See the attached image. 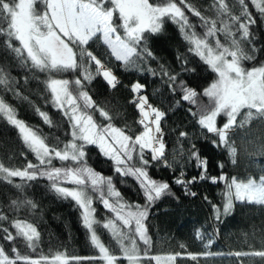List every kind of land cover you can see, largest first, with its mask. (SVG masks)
Segmentation results:
<instances>
[{
    "label": "snow or ice",
    "instance_id": "snow-or-ice-1",
    "mask_svg": "<svg viewBox=\"0 0 264 264\" xmlns=\"http://www.w3.org/2000/svg\"><path fill=\"white\" fill-rule=\"evenodd\" d=\"M249 3L264 21V0H232L231 4L228 0H214V17L203 15L186 0H0V37L4 38V48L21 68L32 74L25 75V84L29 79L39 80L38 74L46 75L47 78L41 81L49 94L45 103L51 104L66 118L71 137L66 143L59 137H46L38 128L18 118L16 108L0 95V119L17 130L21 142L37 161L16 167L11 164V157H8V164L0 158V180L12 185L18 193L6 205L0 204V264H118L121 256L101 240L100 229L109 232L128 264H142V261L175 264L182 257L181 252L149 255L147 247L151 245V238L145 221L150 208L161 197L174 195L167 181H158L149 175L151 166L163 164L178 171L179 176L173 183L181 185L186 196L197 195L191 186L198 181L225 182L222 209L212 205L216 221H220L222 215L232 213L234 202L264 205V175L229 179L222 171L218 177L209 176L208 159L201 156L188 132H179V152L174 149L169 159L163 129L167 113L142 94L145 84L137 81L131 85L135 94L131 103L138 109L140 118L137 123L142 126L138 134L127 126H115L113 117L87 90L97 77H102L111 88L120 83L110 62L89 50L90 41L101 40L109 56L121 62L125 70L140 71L142 62L157 59L149 48V38L161 34L165 23L171 21L189 45L188 52L198 56L216 74V79L198 92L180 79L181 73L164 64H159L158 68L149 67L147 71L159 76L172 94L180 96L177 105L188 103L189 114L197 118L202 130L215 137L213 146L227 149L231 162L235 164L237 147L233 137L253 122L264 126V63L245 67V62L256 60L257 51H264L256 48L252 26L258 21L249 10ZM187 13L199 18L202 32L197 31V25L190 21ZM177 59L181 61L182 72L195 73L194 68L187 67L189 62L185 56L178 54ZM76 70L80 75L75 80L56 78L58 74ZM0 86V91H12L20 99L28 100L11 72L2 65ZM203 98H207L206 104ZM35 110L46 125L54 126L47 112L39 107ZM97 111L106 124L96 122L93 113ZM220 116L226 117V121L218 126ZM181 141H188V147L185 148ZM87 145H96L105 157L110 158L115 172L121 177H132L138 182L145 200L143 205L124 201L112 177L103 176L87 164ZM255 150L264 155V141L257 143ZM54 160H59L61 166H54ZM192 162L199 169L198 175L184 179V168ZM218 167L222 170L224 165L220 163ZM41 178L49 181L50 190L63 199L70 198L81 210L82 225L98 255L68 256L56 252L41 254L37 259L21 252L20 242L32 252L39 246L37 224L28 217L22 218L20 213L22 210L29 213L38 210L36 202L26 193L31 182ZM94 198L112 214L104 222L96 219ZM196 236L201 240L205 238L200 231ZM137 240L146 246L142 254ZM211 243L212 240L208 239L205 247ZM6 244L10 250H6ZM186 255L196 261L200 256L214 254L187 252ZM228 255L259 258L260 264H264V250Z\"/></svg>",
    "mask_w": 264,
    "mask_h": 264
},
{
    "label": "trees",
    "instance_id": "trees-1",
    "mask_svg": "<svg viewBox=\"0 0 264 264\" xmlns=\"http://www.w3.org/2000/svg\"><path fill=\"white\" fill-rule=\"evenodd\" d=\"M186 2L191 3L205 16H215L214 0H186ZM228 2L231 4L232 0H228ZM249 10L258 21L256 25L252 26V31L256 37V48L264 49V21L261 20L250 3ZM187 14L190 21L197 25V31L202 32L203 29L199 27L201 23L199 18L191 13ZM3 40L4 38L0 37V65L5 66L11 72L20 91L28 97V100L20 99L12 91H0V95H3L7 102L16 108L18 118L33 128H38L46 137H59L61 142L66 143L67 140L71 139L68 135L69 128L66 118L51 104L45 103L49 94L45 92L44 84L41 81L47 78L46 75L38 74L39 80L29 79L25 84V75L31 76L32 74L21 68L15 58L7 52ZM90 44L89 50L93 51L98 58L102 57L109 61L120 81L115 88H111L102 77H97L87 88L93 99L113 117L112 123L115 126L120 128L127 126L136 134L142 131V126L137 123L140 118L138 109L131 103L135 95L131 91V85L139 81L146 85L142 94L149 97L151 104L167 113L163 129L166 138V153L169 159L174 154V149L177 153L179 152L180 144L177 143V137L180 131H185L189 133L191 142L196 144L201 156L207 157L209 176L218 177L222 171L229 179L233 176L238 179H245L246 173L251 171L257 177L264 175V171H262L264 169V155L252 148L257 143L264 141V126L258 122H253L250 127L243 132H238L233 137L237 147L236 163L233 164L227 149L213 146L212 140L215 137L207 133L206 130H202L196 122L197 118L189 114L187 111L188 103L181 102L177 105L176 101L180 100V96L172 94L159 76H153L151 72L147 71L149 67L158 68L159 64H164L170 70L181 73L180 79L189 86L196 88L198 92H202L216 79V74L198 56L188 52L189 45L182 38L177 25L168 21L165 23L161 34L149 38V48L157 59L155 61L148 59L146 62H142L140 65L142 70L140 71L122 68L121 62L109 56L108 49L101 40L90 41ZM178 54L187 58L189 62L187 67L194 68L195 73L182 72L181 61L177 59ZM263 62L264 51H257L256 60L245 62V67L250 68ZM79 75L80 71L76 70L58 74L56 78L71 81ZM203 102L206 104L207 98H203ZM36 107L48 113L53 121V127H49L43 122L35 110ZM193 110H195L194 106ZM93 115L98 124L107 123L98 111L94 112ZM225 121L226 117L221 116L220 119L218 117V126ZM180 143L185 148L189 145L188 141H181ZM85 152L87 164L103 176L112 177L113 183L124 201L140 205L145 203L138 182L132 177H121L117 174L114 162L105 157L96 145H87ZM145 155L147 157V151ZM8 157H11V164L16 167L26 165L28 161L37 163L35 156L21 142L17 130L7 124L5 120L0 119V158H3L4 162L8 164ZM177 158L179 159L178 155ZM220 163L224 165L222 170L218 167ZM53 164L57 167L61 166L59 160H54ZM148 172L152 178L158 181H167L171 186L172 193H174V195L161 197L149 210L148 218L145 221L148 227V235L151 238V245L147 246L149 255L181 252L182 257L176 261V264H260L259 258H238L234 255H228V253L264 250L262 249V245H264V205L234 202L232 213L227 216L222 215L221 220L216 221L212 205L216 204L222 209L225 182L214 184L209 180L198 181L191 186V190L197 193L195 197H192L185 195L181 185L173 183L174 179L179 176L178 171L168 169L161 164L149 167ZM184 172L183 178L190 179L192 176L198 175L199 169L195 167V162H192L186 165ZM14 180L19 182L18 178H14ZM26 194L36 202L38 210L35 213L22 210L20 216L22 218L28 217L30 221L37 224L40 231V241L35 252L26 249L23 242H20L18 247L22 253L37 259L41 254L50 255L56 252H63L68 256L98 255L97 250L89 243L88 233L82 225L81 210L73 200L70 198L63 199L50 190L49 181L46 178L31 182ZM17 195V190L12 185L0 180V204L6 205ZM93 206L96 209V219L101 222L106 221L112 215L95 198ZM197 231L204 235L203 240L197 238ZM99 235L101 240L113 249L116 255L121 256L118 264H128V261L122 258V254L116 248L109 232L100 229ZM210 236L213 238V243L205 247V239ZM137 244L142 254L146 246L139 240H137ZM180 245L185 247L182 249ZM6 250H10V246L7 244ZM187 252H209L214 255L200 256L198 260L193 261L187 257ZM217 253L219 255H215ZM91 264H99V262H91ZM142 264H156V262L142 261Z\"/></svg>",
    "mask_w": 264,
    "mask_h": 264
},
{
    "label": "rangeland",
    "instance_id": "rangeland-1",
    "mask_svg": "<svg viewBox=\"0 0 264 264\" xmlns=\"http://www.w3.org/2000/svg\"><path fill=\"white\" fill-rule=\"evenodd\" d=\"M264 63V62H263ZM257 66H259V65H257ZM221 117V116H220ZM220 117H219V119H220ZM241 136V134L239 135V137ZM255 146L256 145H254L252 148H255ZM257 169H259V167H256ZM254 177V178H258L257 176H255V174H254V172L253 171H251V172H247L246 173V178L247 177ZM245 178V179H246ZM65 186H68V187H71L72 185H65ZM208 239H211L212 240V243H213V238L210 236L209 238H207V239H205V243H204V245H206L207 244V241H208ZM211 243V244H212ZM209 246V245H208ZM158 255H161V256H164V255H167V254H158ZM175 264H176V262H175Z\"/></svg>",
    "mask_w": 264,
    "mask_h": 264
}]
</instances>
